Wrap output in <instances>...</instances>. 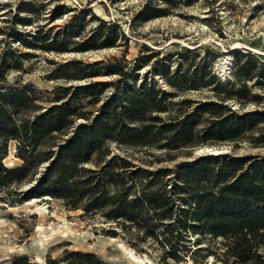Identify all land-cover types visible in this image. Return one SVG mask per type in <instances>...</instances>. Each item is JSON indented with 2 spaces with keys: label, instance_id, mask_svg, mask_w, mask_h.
<instances>
[{
  "label": "trees",
  "instance_id": "1",
  "mask_svg": "<svg viewBox=\"0 0 264 264\" xmlns=\"http://www.w3.org/2000/svg\"><path fill=\"white\" fill-rule=\"evenodd\" d=\"M155 10L147 8L143 17L157 16ZM95 18L99 24L91 38L101 35L102 40L83 41L79 50L114 46L123 38L115 24ZM22 43L33 45L23 38ZM156 53L141 55L131 69L125 54L91 62L66 60L48 78L82 82L58 84L46 99L32 85L6 86L7 71L18 65L12 52L0 56V201L59 200L67 209L110 222L106 234L120 235L132 246L151 240L164 258L176 261L187 256L198 264L193 254L210 235L220 241L215 251L208 245L205 255L222 264H264V157L209 154L150 169L112 148H138L159 161L151 149L173 159L184 148L205 143L264 140V94L252 92L244 81L256 78L253 85L264 86V61L236 51L235 82L222 84L210 68L196 67L191 73L186 50L176 80L163 67L170 88L160 89L152 78L136 79L142 61ZM106 75L117 78L96 79ZM211 85L213 99H174ZM42 100L49 104L43 106ZM228 101L258 107L239 112ZM11 142L20 163L8 167L4 159ZM191 237L197 245L193 250L185 243ZM98 260L92 252L65 250L59 258L48 255L45 264ZM11 264L39 263L21 256Z\"/></svg>",
  "mask_w": 264,
  "mask_h": 264
},
{
  "label": "rangeland",
  "instance_id": "2",
  "mask_svg": "<svg viewBox=\"0 0 264 264\" xmlns=\"http://www.w3.org/2000/svg\"><path fill=\"white\" fill-rule=\"evenodd\" d=\"M150 7H155L158 14L145 19L143 13ZM95 17L106 24H115V30L123 38L114 46L79 50L83 41L99 44L102 40L101 35L91 38L99 24ZM22 38L33 45L22 43ZM58 46L64 50H58ZM186 50L191 53L187 58L191 73L194 74L196 67L204 66L222 84L235 82L236 51L264 61V0H0V56L12 52L18 65L7 71L5 85H32L44 99L50 97L58 84L82 82L48 78V72L58 64L69 59L91 62L112 56L120 58L123 54L130 68L141 55L157 52L142 61L137 82L152 78L158 88H170L163 76V67L169 69V76L179 73L186 63L180 54ZM180 63L183 64L178 67ZM224 65L227 66L225 74L220 73ZM116 78L117 75H106L96 79L114 81ZM173 78L177 79L175 75ZM244 81L252 92L264 94V86L253 85L256 78ZM211 87L188 89L174 99H213ZM41 103L49 104L47 100ZM228 103L239 112L258 107L252 103L243 106L235 101ZM112 148L150 169L169 168L175 162L209 154L264 157V140L205 143L184 148L173 159H165L160 150L151 149L159 161L138 148H119L115 144ZM14 153L15 144L11 142L4 159L8 167L20 163ZM151 160L154 162L148 164ZM110 224L99 215L67 209L59 200L49 197L32 198L15 205L0 201V264H11L21 256H27L30 262L45 264L48 255L59 258L65 250L92 252L99 259L96 264H194L187 256L180 261L172 256L164 258L163 249L151 240L132 246L120 235L112 237L103 231ZM194 238L185 242L191 250L197 247ZM217 241L220 239L204 236L199 244L201 251L193 254L198 264H222L214 255H205L208 245L216 250Z\"/></svg>",
  "mask_w": 264,
  "mask_h": 264
},
{
  "label": "bare ground",
  "instance_id": "3",
  "mask_svg": "<svg viewBox=\"0 0 264 264\" xmlns=\"http://www.w3.org/2000/svg\"><path fill=\"white\" fill-rule=\"evenodd\" d=\"M237 42V41H236ZM237 44H239V43H237ZM236 44V45H237ZM258 51V50H257ZM226 65H224L223 66V69L220 71V73L222 72L223 74H225L226 73V69H227V66L225 67ZM215 152H219L218 150H215ZM6 258V257H5Z\"/></svg>",
  "mask_w": 264,
  "mask_h": 264
},
{
  "label": "water",
  "instance_id": "4",
  "mask_svg": "<svg viewBox=\"0 0 264 264\" xmlns=\"http://www.w3.org/2000/svg\"><path fill=\"white\" fill-rule=\"evenodd\" d=\"M218 153H220V152H218ZM213 154H215V153H213Z\"/></svg>",
  "mask_w": 264,
  "mask_h": 264
}]
</instances>
